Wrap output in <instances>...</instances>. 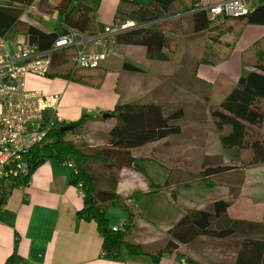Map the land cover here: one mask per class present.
Listing matches in <instances>:
<instances>
[{"label": "crops", "instance_id": "1", "mask_svg": "<svg viewBox=\"0 0 264 264\" xmlns=\"http://www.w3.org/2000/svg\"><path fill=\"white\" fill-rule=\"evenodd\" d=\"M57 1L50 0L51 3ZM119 2L87 0L94 8V20L101 25L115 20ZM209 2L212 1L173 0L164 16L145 23L163 29V49L168 58L149 57L145 44L126 42L130 35L121 34L99 67L75 66L71 60L73 51H70L67 67H71V75L75 78L30 74L27 85L57 93L58 104L53 113L65 121L78 120L86 115L95 117L90 121L103 124L107 118L99 117L110 113L119 101L144 100L168 109L182 106L180 116L174 118L173 133L148 144L146 155L149 156L144 159L145 164H162L164 167L159 174L165 179L171 164L182 162L192 168L190 164L193 162L201 164L204 154L220 153L224 162L236 164L248 151L224 147L211 119L205 124L204 82L211 84L209 102L218 104L242 71L248 68L243 63V53L257 39L264 37V23H251L242 16L228 17L218 23L210 21L206 28L197 29L195 24L201 20L194 17L195 6ZM19 22L34 24L45 32L60 31L67 25L58 10L46 12L33 5L25 6ZM197 32L203 34L197 36ZM5 34L14 33L8 31ZM126 62L136 68L125 65ZM108 124L106 131L110 122ZM262 130L264 132V123ZM139 172L132 168L121 169L118 191L125 188L123 184L135 191L145 189L150 180H159L149 173ZM244 179L239 196H227L228 185L221 184L208 186L213 189L208 199L212 200L216 195L226 196L230 216L264 220V163L246 166ZM195 184L203 186L196 182L182 183L176 186L177 192L188 194L187 188ZM168 189L175 190L173 186H167L159 192ZM200 190L205 189L199 187ZM135 193L138 196L141 192ZM168 201L170 209L157 212L158 216L168 212L164 228L159 229L161 232L153 227L144 230L140 238L142 242H154L174 221L177 212L172 204L175 202L170 197ZM204 203L205 200H201L195 204L202 206ZM82 205V192L71 182L68 165L53 158L40 163L29 181L15 187L0 203V264H195L186 261L176 251L163 254L156 262L148 254L123 252L115 258L103 256L102 235L95 221L76 218ZM136 206L139 207V203ZM107 213L111 225H121L123 218L114 221L109 211ZM126 238L131 239L128 234Z\"/></svg>", "mask_w": 264, "mask_h": 264}, {"label": "trees", "instance_id": "2", "mask_svg": "<svg viewBox=\"0 0 264 264\" xmlns=\"http://www.w3.org/2000/svg\"><path fill=\"white\" fill-rule=\"evenodd\" d=\"M172 1L120 0L114 21L131 19L136 26L116 34L115 41L121 34H129L125 41L145 44L149 57L168 58L163 49V29L159 25L147 26L145 23L164 16ZM28 5L46 12L58 10L67 25L60 31L45 32L31 23L19 24V16ZM94 15V8L87 0H58L56 3L50 0H3L0 2V34L8 31L22 33L38 48H47L69 27L87 35L101 32L104 25L96 22ZM194 15L201 20L195 24L197 29L206 28L210 22L207 10L195 9ZM242 17L251 23H264V0H253L251 9ZM201 34L196 33L197 36ZM69 53L70 48L52 53L49 76H72L73 70L66 66ZM243 63L248 68L242 71L218 104L209 102L211 84L207 81L204 82L202 96L205 124L210 118L220 143L224 147L248 149L247 155L236 164L224 162L220 153L204 154L198 168H190L182 162L171 164L162 183L150 180L145 189L133 191L135 196V192H141L138 195L139 207L151 203L157 192L167 186H173L177 192L176 186L182 183L225 184L228 185L227 196L237 197L245 180V167L264 163V37L245 50ZM125 65L136 68L129 62ZM181 107L168 109L144 100L119 101L109 115L99 117L115 118L104 144H87L67 136L68 132L75 131L95 117L84 115L74 121L55 122L46 140L24 151L28 161L27 173L0 177V203L15 187L27 183L40 163L53 158L68 165L71 182L81 190L83 205L77 210L76 218L95 221L102 235L103 256L115 258L123 252L148 254L156 262L163 254L176 251L186 261L195 264H264V220L230 216L225 204L226 196L222 195H216L202 206L195 203L184 207L178 205L177 215L166 233L152 243L126 238L134 206L120 198L118 171L132 168L147 174L142 160L149 155L137 150H149L148 144L173 133L174 118L180 116ZM67 124L72 126L62 128ZM111 203L129 212L118 229H113L106 214V207ZM149 245L151 248H147Z\"/></svg>", "mask_w": 264, "mask_h": 264}, {"label": "built area", "instance_id": "3", "mask_svg": "<svg viewBox=\"0 0 264 264\" xmlns=\"http://www.w3.org/2000/svg\"><path fill=\"white\" fill-rule=\"evenodd\" d=\"M252 5L253 0H218L198 3L195 8H205L210 21L218 23L245 15ZM135 26L131 19L113 21L94 35L69 27L47 48H38L25 34H0V177L25 175L28 161L24 151L46 140L55 122L64 120L53 113L58 94L29 87L28 75H48L52 53L67 48H74L71 60L75 66L99 67L116 34Z\"/></svg>", "mask_w": 264, "mask_h": 264}, {"label": "rangeland", "instance_id": "4", "mask_svg": "<svg viewBox=\"0 0 264 264\" xmlns=\"http://www.w3.org/2000/svg\"><path fill=\"white\" fill-rule=\"evenodd\" d=\"M211 1L215 2L218 0H211ZM70 51H74V48H71ZM78 69L79 68H77V70ZM114 120L115 118L112 116L108 117L107 121L104 122L103 124L99 121L95 122V121L89 120L85 124H82L81 126H79L75 131L68 132L67 136L74 140L83 141L87 144H104L107 138V131H106L107 126L106 125H109L108 124L109 122L111 125ZM246 150L248 151V149ZM148 152L149 150L147 149L139 150V153H142V154H145ZM142 163L144 164L147 173H149L151 176L155 177L156 179L159 178L158 182L162 183L165 180V177L163 176L161 177V174H159L160 170L164 167L162 164L158 165L154 162H150V164H145L146 162L144 159L142 160ZM190 166L192 168H198L200 164L193 162L190 164ZM157 167L159 168L157 169ZM121 169L123 170V169H129V168H121ZM119 171H118V175H119ZM139 173L143 174V172H139ZM124 183H127L126 180ZM148 185L149 183L147 184V187ZM123 187L125 188L120 191V194H121L120 198L124 199L125 201H127L128 203L134 206V209H133L134 216L130 218L131 228L128 233V238L131 237V240H134V241H143V239H140V238H142L144 230L149 229L150 227H153L154 229H157L158 232H161L159 229L164 228V225H165L164 222H166L165 221L166 219L168 220V212H166V215H163V216L162 215L158 216L157 212L166 211L167 209H170L171 204L168 201L169 197L176 203L175 204L173 202L174 204H172V207L174 205V207H176L175 212H177L178 205L179 207H184L187 205L188 202H189L188 205L190 204V202L199 203L201 200H205L206 202L207 200H210L208 198H210V196L213 193V189L211 187L208 188V186L206 185L198 186V184H195L194 187L187 188L188 194L186 193L184 195H182V193L180 194L179 192H173L172 190L168 189L167 192H158L156 196H154L155 199L152 198L153 201L151 203L142 204V206L138 207L136 206V203H139L140 205L138 196L135 197L131 195L133 191L131 189H127L128 187L127 184H123ZM199 187L200 189H205V190H200L199 192ZM106 210L109 211L111 218L114 221L121 220V218L125 220L127 219L129 215V212L127 210H124L123 208L119 207L118 205L114 203L109 204L106 207ZM107 216H108V213H107ZM147 248H151L150 245Z\"/></svg>", "mask_w": 264, "mask_h": 264}, {"label": "water", "instance_id": "5", "mask_svg": "<svg viewBox=\"0 0 264 264\" xmlns=\"http://www.w3.org/2000/svg\"><path fill=\"white\" fill-rule=\"evenodd\" d=\"M110 113L109 112H106V113H103V117L104 116H106V115H109ZM72 125H69V124H67V125H64L62 128H68V127H71Z\"/></svg>", "mask_w": 264, "mask_h": 264}]
</instances>
